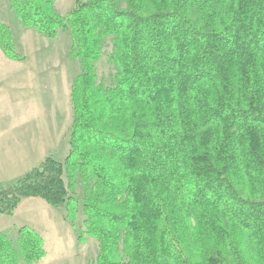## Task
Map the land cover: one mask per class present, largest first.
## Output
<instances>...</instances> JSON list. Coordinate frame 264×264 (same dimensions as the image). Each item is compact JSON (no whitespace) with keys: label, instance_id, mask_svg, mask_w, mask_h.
Returning a JSON list of instances; mask_svg holds the SVG:
<instances>
[{"label":"trees","instance_id":"16d2710c","mask_svg":"<svg viewBox=\"0 0 264 264\" xmlns=\"http://www.w3.org/2000/svg\"><path fill=\"white\" fill-rule=\"evenodd\" d=\"M8 1L22 29L49 40L68 33L82 73L71 89L70 156L0 184V216L38 198L65 208L76 228L80 173L96 264H252L246 240L264 249V0H75L66 16L57 0ZM111 38L117 74L105 89L97 64ZM0 49L27 60L1 22ZM47 256L29 226L16 244L0 233V264Z\"/></svg>","mask_w":264,"mask_h":264},{"label":"rangeland","instance_id":"374dc122","mask_svg":"<svg viewBox=\"0 0 264 264\" xmlns=\"http://www.w3.org/2000/svg\"><path fill=\"white\" fill-rule=\"evenodd\" d=\"M74 7L75 0H57L55 4V9L61 16H66ZM125 8L123 5V9ZM15 20L21 31L18 17L11 10L9 1L0 0V22L10 28L16 51L28 60L26 63H16V61L7 58L8 64L7 62L0 63V75L8 74V122L14 123L18 126V131L21 129L24 135L30 136L26 139L25 146L28 149V161L21 162L20 168L22 171L27 168L31 170L37 166L36 163L41 158L47 156H53L57 161L65 164L72 151L70 128L73 123V111L71 95H69L70 105L67 106L68 98H66L62 107L59 106L58 96L59 93L62 96L71 86L72 81L81 75L80 61L70 57L72 41L68 33L61 32L57 40H49L33 31L31 33L18 32L12 24ZM113 53L114 40L111 38L107 40L103 56L97 64L98 85H102L105 89L113 84L117 74L116 69L108 62ZM5 58L0 49V60ZM5 88L0 89V97L4 99ZM67 107H70L68 109L70 127L68 133L66 132L65 143L61 146L58 144L59 142L55 141L58 124L55 110ZM3 109H0V113ZM17 150V145L10 146L8 168L12 167L14 157H18L20 151ZM1 166L3 165L0 164ZM10 178L14 180L15 177ZM6 180H8L7 175L3 176V173L0 172V182H6ZM65 180L67 184L70 183L68 175L65 176ZM74 180L72 195H75L80 201L76 228H73L72 224L65 219V208H54L38 198L23 200L13 217L0 216V232L6 234L5 230H8V236L14 244L18 240V230L21 226L27 224L31 227L32 224H42L47 232L45 239L49 256L40 264H96L99 241L87 233V216L84 211L86 187L80 173L74 174ZM248 193V188H245L244 195H248ZM190 223L192 228L188 242L192 250L197 252L200 238L196 232L197 228L193 218ZM224 224L227 225V222ZM246 242L244 249L245 253L250 255L251 263L261 264L264 261V249L255 251L249 247L247 240ZM231 259L232 264H235L234 257Z\"/></svg>","mask_w":264,"mask_h":264},{"label":"crops","instance_id":"0c3cea01","mask_svg":"<svg viewBox=\"0 0 264 264\" xmlns=\"http://www.w3.org/2000/svg\"><path fill=\"white\" fill-rule=\"evenodd\" d=\"M12 24H13V26H15L17 28L18 32H23V31L24 32L25 31L30 32V33L32 32V30H25L22 28L20 31V27H19L18 23L16 22V20L13 21ZM27 61L22 62V63H26ZM3 62H7V64H8V59L7 58L1 59L0 63H3ZM16 63H19V62H16ZM17 77L20 78V76H17ZM74 81L75 80L72 81L71 86L68 88V90H66V92H64V94L62 96L59 93L58 102H59L60 107H62L63 103H65L66 98H68V105L67 106L70 105L69 95H71V89H72V86L74 84ZM3 87H6V88H5V99L3 97H0V102H1L0 103V109L4 108L2 110V112L0 113V114H2V117H0V164L3 165L0 167V172L3 173V176L7 175L8 180H6V182H0V184L10 183L11 181L15 182V181L19 180L20 178L24 177L30 171V168H27V170H23V171L20 168L22 166L21 162H27L28 161V159H27L28 158L27 157V150L28 149H26L25 146L27 143L26 139H28V137H30V136L24 135V133L22 132L21 129H20V131H18V126H16L14 123L8 122V74L7 73L5 76L0 75V89H2ZM3 99H4V102H3ZM69 108L70 107H67L66 109L57 108L55 110L57 117H58V124H57V128H56L57 136L55 138V141H56V143L59 142L58 144L61 146L63 143H65L66 136H67L66 132L68 131V129L70 127L69 126V114H68ZM13 144L18 146V150L20 152L18 154V157H14L15 159H13L12 164H11L12 167L8 168V151H10V146ZM4 158H5V160H4ZM45 158H41V160H39L36 163L37 164L36 167H38L44 161ZM24 169H26V168H24ZM10 177H15V178H14V180H12V178H10ZM50 221H52V220H50ZM54 225H56V224L54 223ZM24 226H27V224ZM22 227L23 226H21L20 228H22ZM31 227H33L44 238V240L46 242L45 236L47 235L46 234L47 232H46L45 228L42 226V224H39V225L32 224ZM5 231H7L6 234L8 235V230H5ZM0 233H3V232H0Z\"/></svg>","mask_w":264,"mask_h":264}]
</instances>
